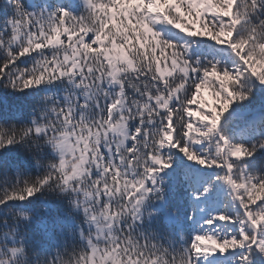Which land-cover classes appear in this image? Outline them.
Segmentation results:
<instances>
[{
  "label": "snow or ice",
  "instance_id": "6c2138e0",
  "mask_svg": "<svg viewBox=\"0 0 264 264\" xmlns=\"http://www.w3.org/2000/svg\"><path fill=\"white\" fill-rule=\"evenodd\" d=\"M0 264H264V0H0Z\"/></svg>",
  "mask_w": 264,
  "mask_h": 264
},
{
  "label": "trees",
  "instance_id": "16d2710c",
  "mask_svg": "<svg viewBox=\"0 0 264 264\" xmlns=\"http://www.w3.org/2000/svg\"><path fill=\"white\" fill-rule=\"evenodd\" d=\"M203 96H204L205 99H208V98H209V97H208V93H206V92L203 93Z\"/></svg>",
  "mask_w": 264,
  "mask_h": 264
}]
</instances>
